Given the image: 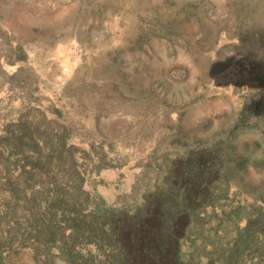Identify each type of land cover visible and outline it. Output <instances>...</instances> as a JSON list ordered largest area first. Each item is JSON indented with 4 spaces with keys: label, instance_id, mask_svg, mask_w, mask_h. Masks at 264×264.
<instances>
[{
    "label": "rangeland",
    "instance_id": "1",
    "mask_svg": "<svg viewBox=\"0 0 264 264\" xmlns=\"http://www.w3.org/2000/svg\"><path fill=\"white\" fill-rule=\"evenodd\" d=\"M161 197L182 264H264V0H0V264H123Z\"/></svg>",
    "mask_w": 264,
    "mask_h": 264
},
{
    "label": "trees",
    "instance_id": "2",
    "mask_svg": "<svg viewBox=\"0 0 264 264\" xmlns=\"http://www.w3.org/2000/svg\"><path fill=\"white\" fill-rule=\"evenodd\" d=\"M192 189L200 188V180L193 176H185ZM163 197L153 199L136 209L133 214H125L118 220L115 210L106 211L105 220H108L110 230L120 235L121 226L124 234L131 237V253H123V264H127L130 255L136 260V264H182L178 259L180 228L176 224L185 214L184 209L190 204V200L183 202L180 210L171 214L163 204ZM118 232V233H117Z\"/></svg>",
    "mask_w": 264,
    "mask_h": 264
}]
</instances>
